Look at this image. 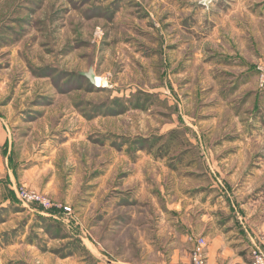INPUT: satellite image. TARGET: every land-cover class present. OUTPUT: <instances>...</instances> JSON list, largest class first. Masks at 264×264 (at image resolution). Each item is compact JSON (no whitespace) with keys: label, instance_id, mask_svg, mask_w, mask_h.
I'll return each mask as SVG.
<instances>
[{"label":"rangeland","instance_id":"obj_1","mask_svg":"<svg viewBox=\"0 0 264 264\" xmlns=\"http://www.w3.org/2000/svg\"><path fill=\"white\" fill-rule=\"evenodd\" d=\"M261 65L264 0H0V264H189L175 205L263 216Z\"/></svg>","mask_w":264,"mask_h":264},{"label":"crops","instance_id":"obj_2","mask_svg":"<svg viewBox=\"0 0 264 264\" xmlns=\"http://www.w3.org/2000/svg\"><path fill=\"white\" fill-rule=\"evenodd\" d=\"M248 7L251 13L252 8L250 5ZM175 207L182 209L179 216L172 220L166 219L167 225L171 226L168 235L174 242L169 246L173 258L191 250L192 245L187 243V239L192 242L193 233L206 241V264H249L248 249L258 244L264 234V215L261 216L257 211L249 212L246 206L241 205L240 208L231 204L223 208L209 207L205 213L199 211L193 228L185 204L179 203ZM219 211L223 212V218ZM177 224L180 227L177 228Z\"/></svg>","mask_w":264,"mask_h":264},{"label":"built area","instance_id":"obj_3","mask_svg":"<svg viewBox=\"0 0 264 264\" xmlns=\"http://www.w3.org/2000/svg\"><path fill=\"white\" fill-rule=\"evenodd\" d=\"M259 83L264 84V65L258 67ZM17 198L24 204H32L40 208L46 216H51L50 210L62 209L63 212H69V208L65 206H56L47 196L38 192L21 187L17 191ZM55 218V216H53ZM206 242L204 238L199 237L194 239L190 252L189 264H206ZM249 264H264V235H262L260 243L253 245L249 251Z\"/></svg>","mask_w":264,"mask_h":264},{"label":"water","instance_id":"obj_4","mask_svg":"<svg viewBox=\"0 0 264 264\" xmlns=\"http://www.w3.org/2000/svg\"><path fill=\"white\" fill-rule=\"evenodd\" d=\"M80 75L86 78L91 84H95V75L92 69H89L86 73H80Z\"/></svg>","mask_w":264,"mask_h":264},{"label":"bare ground","instance_id":"obj_5","mask_svg":"<svg viewBox=\"0 0 264 264\" xmlns=\"http://www.w3.org/2000/svg\"><path fill=\"white\" fill-rule=\"evenodd\" d=\"M209 1H211V0H204V3H208ZM99 86L100 87H105L106 85H105L104 82H102V83L99 84Z\"/></svg>","mask_w":264,"mask_h":264},{"label":"trees","instance_id":"obj_6","mask_svg":"<svg viewBox=\"0 0 264 264\" xmlns=\"http://www.w3.org/2000/svg\"><path fill=\"white\" fill-rule=\"evenodd\" d=\"M82 78H84V77H82ZM84 79H86V78H84ZM87 80V79H86ZM88 81V80H87ZM89 82V81H88Z\"/></svg>","mask_w":264,"mask_h":264}]
</instances>
